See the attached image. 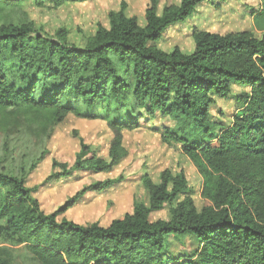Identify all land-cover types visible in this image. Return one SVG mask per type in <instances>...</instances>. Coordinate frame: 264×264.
Masks as SVG:
<instances>
[{"label": "trees", "instance_id": "1", "mask_svg": "<svg viewBox=\"0 0 264 264\" xmlns=\"http://www.w3.org/2000/svg\"><path fill=\"white\" fill-rule=\"evenodd\" d=\"M46 1L0 0V127L8 132L28 127L45 145L70 114L86 116L68 100L94 109L131 95L150 117L159 112L176 121L163 138L181 145L198 169L201 195L209 204L199 211L189 196L178 201L187 191L186 177L165 170L160 184L143 178L149 204L136 200L132 213L108 226L60 219L87 191L101 192L115 181L85 187L46 213L26 185L46 154L43 149L19 173L0 169V264H14L21 245L41 264H264V35L194 30L191 53L179 47L165 51L149 43L186 22L205 0H181L161 14L158 0H151L144 26L127 15L122 2L110 13L109 27L99 25L79 46L64 28L54 35L37 29L23 11L26 2L43 6ZM49 1L61 7L68 0ZM233 86L248 88L238 97L244 107L216 133L210 108ZM108 126L114 133L108 159L90 155L82 142L74 166L54 161L60 171L49 178L118 166L128 156L124 131L140 128V118ZM166 203L173 205L171 218L151 221V213ZM188 235L197 241L192 256L166 254L168 238L180 241Z\"/></svg>", "mask_w": 264, "mask_h": 264}, {"label": "rangeland", "instance_id": "2", "mask_svg": "<svg viewBox=\"0 0 264 264\" xmlns=\"http://www.w3.org/2000/svg\"><path fill=\"white\" fill-rule=\"evenodd\" d=\"M151 0H68L56 7L47 0L43 6L26 2L23 11L36 24L37 29L54 35L58 29L68 30L70 42L83 46L88 37L94 35L99 25L109 27L110 13L127 4V15L136 16L142 26L146 24L145 12ZM181 0H158L157 12ZM20 16V14H19ZM194 30L228 34L230 32L252 31L257 37L264 35V0H205L193 15L184 23L169 27L159 42H150L165 51L179 47L189 54L194 50ZM133 84V82L130 80ZM249 92L248 88L233 86L227 98L215 97L210 108V119L216 123L215 131L220 133L229 127L236 113L244 107L238 97ZM40 93V91H39ZM77 106L84 117L70 114L64 122L57 124L45 145L38 142L35 133L28 127L11 131L0 127V169L8 167L19 173L25 161H33L44 149L46 154L37 168L26 177L27 187L40 202L46 213H52L63 206L85 187L106 180L115 183L99 191H87L75 205L59 218H67L79 224L98 223L108 226L114 219L132 213L136 200L149 204L150 194L145 188L143 178L148 176L156 184L161 183V175L170 170L174 175L183 173L187 181V191L181 193L178 201L191 197L197 209L209 204L202 195L203 178L193 162L181 150V145H170L163 138L166 128L176 126V121L159 112L150 117L147 108H140L133 96L127 95L119 101L102 103L89 109L80 102L68 100ZM140 118V128L124 131V146L128 156L113 170L97 172L90 169H76L67 176L49 178L58 173L53 163L74 166L77 155L84 142L90 147L91 154L104 159L109 157V148L114 133L108 122ZM173 205L166 203L160 211L152 212L151 221L169 220ZM197 241L191 235L178 241L168 238L166 254L173 257L192 256ZM14 264H41L30 254L25 245L17 247Z\"/></svg>", "mask_w": 264, "mask_h": 264}]
</instances>
